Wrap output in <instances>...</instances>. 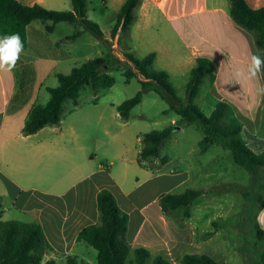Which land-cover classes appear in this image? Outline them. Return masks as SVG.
<instances>
[{
  "label": "crops",
  "instance_id": "0c3cea01",
  "mask_svg": "<svg viewBox=\"0 0 264 264\" xmlns=\"http://www.w3.org/2000/svg\"><path fill=\"white\" fill-rule=\"evenodd\" d=\"M17 1L26 6L40 4L54 10L59 0ZM246 2L254 10L264 6V0ZM214 3L215 0H204L199 11L178 16L155 9L139 12L138 8L129 34L135 35L137 46L144 53L143 58L151 53L156 54L152 69L168 72L171 83L179 80L188 82L189 72L197 66L198 57L211 59L216 75L211 86L219 98L217 103L232 99L246 100L245 104L237 106L239 112L247 116L255 106L254 85L258 82L264 86V81L262 77L238 80L235 72L237 69L246 70L250 56L258 52L253 37L233 23L230 8ZM200 16L199 31L191 20ZM185 19L184 29L175 25ZM38 22H33L27 28L28 46L20 58L23 65L72 59L75 47L62 51L60 41L51 39L49 34L52 33L47 34L44 25ZM73 27L75 32H82L76 40H66L74 44L84 31ZM191 33L194 37L189 38ZM130 35L129 42L132 41ZM104 36L111 42V37ZM126 46L127 53L132 54L135 47L130 48L129 43ZM17 69L18 66L11 73L0 72V216L5 217L11 210V204L4 206L7 199L18 211L29 214L41 225L51 246L44 262L53 259L56 263L62 260L66 263L68 257H77L80 262L93 264L85 257L87 245L78 243L76 239L81 230L98 222L97 195L100 190L108 189L115 196L119 207L129 216L127 241L131 248H145L151 253L152 259L163 256L172 264V259L168 257L172 251L185 244L186 234L182 229L172 232L168 227L158 204L160 195L152 201L144 199L139 205L135 204L132 193L125 188V181L115 178L111 169L109 172L96 170V153L82 143L83 133L79 126L84 124L91 130L94 124L98 127L107 121L77 117L65 122L62 116L58 126H47L34 135L24 136L23 127L30 110L37 105L39 87L22 88L25 97L18 101L20 87ZM58 74L62 73L56 76ZM205 78L210 81L209 77ZM95 106L98 107V104ZM243 108L247 113L240 111ZM79 110V106L74 107L70 115L78 114ZM142 136L134 134L130 137L135 138L142 148ZM141 148L136 153V172L144 177L146 184L161 177H174L173 172L167 175L161 169H156L158 175L155 176V169L140 166L138 159ZM125 167L128 168V165ZM186 179L187 174H184L181 182Z\"/></svg>",
  "mask_w": 264,
  "mask_h": 264
},
{
  "label": "rangeland",
  "instance_id": "374dc122",
  "mask_svg": "<svg viewBox=\"0 0 264 264\" xmlns=\"http://www.w3.org/2000/svg\"><path fill=\"white\" fill-rule=\"evenodd\" d=\"M123 1L87 0L88 18L97 23L109 38ZM203 3L204 0H142L139 12L155 9L158 12H169L171 16H178L182 13L199 11ZM214 4L230 8L228 0H215ZM54 8L48 10L71 11L72 5L70 0H59ZM201 20L202 16L191 20L195 22L199 31ZM186 21V19L178 21L175 25L184 29L183 25ZM80 29L84 31L83 36L74 44L66 41V38L75 32L70 24L61 23L54 33L49 34L51 39L60 41L62 51L75 47L76 52L72 54V59L29 65L22 63L21 67L18 66L20 87L18 101L25 97L22 88L39 87L37 105H45L50 99L47 89L55 88L59 84L57 73L68 75L72 68L88 60L105 56L106 45L90 31ZM129 35V32H119L113 39L111 38L113 55L122 61L125 60L126 44L129 43L130 48L135 47L132 54L142 59L144 53L137 46L135 35H130L132 37L130 42ZM192 37L194 35L191 33L189 38ZM108 74L114 78V86L96 93L91 87H85L80 91L78 99L80 112L70 115L74 110L70 100L64 104L63 120L68 122L77 117H92L107 121L98 127L94 124L91 130L84 124L79 126L83 133L82 143L96 153L97 159L94 162L96 170L109 172L111 169L115 178L125 181V188L132 193L131 198L135 204L139 205L144 199L152 201L162 194L180 195L188 190L204 192L190 207L187 215L185 208H179L169 215L163 214L172 232L175 231L174 229H182L186 234L185 244L172 251L171 256L168 257L172 259V264H182L179 258L183 254L208 255L219 264H263L261 258L264 254V239L260 240L256 225L264 231L259 223V218L264 215V207H259L260 203L256 201V196L260 194L264 197V192L259 191L256 194L257 182L252 180L251 174L233 161L230 151L220 146L213 145L208 152L201 153L199 143L205 138L201 129L193 124H185L180 116L170 110L168 103L154 91L144 93L141 104L131 111L128 120L121 118L117 106L133 98L141 90L142 79L138 74L127 82L124 70L116 67L108 71ZM186 83L187 80L172 81L177 90L176 96L183 102H186ZM254 86L255 106L251 112L249 111V115H243L237 106L241 103L245 104L246 100L243 102L232 99L223 102L230 106L231 120H237L242 124L244 128L242 139L257 151L264 143V95L257 94V88L260 87L258 82ZM218 99L209 79L205 78L195 105L209 116L215 109ZM96 104L98 107L95 106ZM240 111L247 113L245 108ZM167 127L175 128L173 136L163 143L160 157L144 161L143 166L155 169V176L158 175L156 169H161L167 175L173 172L174 177H161L146 184L144 177L136 172V153L141 145L130 136L134 134L142 136ZM166 162L167 166L163 167ZM126 164L128 168L125 167ZM184 174H187V179L181 182ZM262 180L263 177L258 182L263 183ZM246 192L251 196L245 197ZM4 204L6 207L11 204V210L5 217L0 216V222H35L29 214L13 207L9 200L6 199ZM87 247L86 259L97 264V252L90 246ZM130 260L133 262L132 255ZM56 264L66 263L62 260ZM147 264H153V261H148Z\"/></svg>",
  "mask_w": 264,
  "mask_h": 264
},
{
  "label": "trees",
  "instance_id": "16d2710c",
  "mask_svg": "<svg viewBox=\"0 0 264 264\" xmlns=\"http://www.w3.org/2000/svg\"><path fill=\"white\" fill-rule=\"evenodd\" d=\"M230 16L233 23L253 37L258 54L264 56V6L258 10L249 7L246 0H228ZM71 11L48 10L40 4L26 6L17 0H0V37L19 33L24 49L27 48V28L35 21H40L48 33H53L61 23L90 31L106 45L105 56L88 60L74 67L70 74H58V86L48 88L50 99L45 105L34 106L23 127V135L30 136L38 133L47 126H58L62 121L64 104L71 100L74 107L78 106L80 91L91 87L96 93L110 89L115 80L108 74L114 67L124 70L127 82L138 74L143 77L141 90L131 99L117 107L119 116L128 120L131 111L141 104L144 93L154 91L166 101L171 111L181 117L185 124L198 126L205 138L199 143L201 153H206L211 146L217 145L230 151L233 161L251 174L257 182V192H264V145L259 150H253L242 139L243 126L231 120L230 106L220 101L216 104L211 115H206L195 105V100L201 93L204 78L209 77L213 85L216 79L214 64L207 57H198L197 66L190 70L186 85V102L180 100L177 90L171 83V77L165 70L156 71L153 68L156 54L151 53L143 59H138L130 53L125 54V60L113 55L110 42L105 39L100 26L88 17L87 0H70ZM142 0H125L117 15L116 24L111 38L117 33L130 31L136 20V10ZM82 32L76 30L66 40H76ZM19 60L17 66L21 67ZM16 66V67H17ZM264 80V77H262ZM174 127L161 131H153L142 136V148L138 163L143 166L150 158L158 159L160 150L167 140L171 139ZM202 191L188 190L180 195L162 194L158 204L164 214L169 215L179 208H185L186 215L193 203L203 194ZM245 197L251 196L248 192ZM256 201L260 208L264 207L263 195H257ZM99 220L80 231L77 242L90 246L97 252V264H147L152 259L151 253L145 248L132 249L127 241L129 216L118 205L115 196L103 189L97 195ZM260 240L264 239V231L256 225ZM51 251V246L38 222L22 223L18 221L0 222V264H55L50 259L44 262L45 256ZM133 256V262L130 256ZM264 264V254L262 255ZM153 264H171L163 256L152 259ZM182 264H219L208 255L186 254L181 259ZM66 264H90L80 262L77 257H68Z\"/></svg>",
  "mask_w": 264,
  "mask_h": 264
},
{
  "label": "clouds",
  "instance_id": "9594fccd",
  "mask_svg": "<svg viewBox=\"0 0 264 264\" xmlns=\"http://www.w3.org/2000/svg\"><path fill=\"white\" fill-rule=\"evenodd\" d=\"M23 52L24 42L19 33L0 37V72H13ZM235 76L238 80H252L264 77V56L252 54L246 70L237 69ZM257 94L264 95V86L257 88ZM259 223L264 226V215L259 218Z\"/></svg>",
  "mask_w": 264,
  "mask_h": 264
}]
</instances>
